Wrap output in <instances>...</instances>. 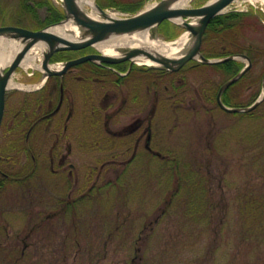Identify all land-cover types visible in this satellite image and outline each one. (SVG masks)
Listing matches in <instances>:
<instances>
[{
  "label": "rangeland",
  "instance_id": "obj_1",
  "mask_svg": "<svg viewBox=\"0 0 264 264\" xmlns=\"http://www.w3.org/2000/svg\"><path fill=\"white\" fill-rule=\"evenodd\" d=\"M156 1L142 0L141 8ZM240 1L234 8L250 15L235 41L212 37L203 48L245 45L262 53L264 3ZM15 2L8 0V12ZM105 5L135 12L122 3ZM48 15L39 9L41 18ZM160 29L163 39L185 31ZM88 68L66 73V102L50 131L39 125L36 162L26 151L33 134L27 143L25 131L40 115L38 94L9 90L19 92L7 98L0 166L15 176L36 172L0 190V264H264V102L252 117L226 114L215 100L220 74L209 66L137 71L119 86L115 74ZM37 70L18 67L14 79L34 85ZM263 74L261 54L233 95L261 94ZM77 76L82 79L74 81ZM121 106L124 112L106 116ZM150 109L151 151L147 133L137 144L140 132L118 135L105 126L110 119V129L119 132ZM54 141L56 171L49 159Z\"/></svg>",
  "mask_w": 264,
  "mask_h": 264
},
{
  "label": "water",
  "instance_id": "obj_2",
  "mask_svg": "<svg viewBox=\"0 0 264 264\" xmlns=\"http://www.w3.org/2000/svg\"><path fill=\"white\" fill-rule=\"evenodd\" d=\"M66 16L63 21L70 18L80 27L82 31L81 40H72L54 33L49 30L51 26H46L41 29H29L16 25H3L0 26V37H11L21 40L24 43L22 50L16 55L13 62L8 66L4 72L0 69V127L4 117L6 92L8 90L9 80L14 73L15 69L20 65L25 53L38 41H46L49 45L48 50L44 54L43 66L47 70V75H63L71 66L92 60L100 63L116 64L126 60L133 61V57L137 55H144L160 65L157 67L165 68L168 70H178L191 59H199L202 62L213 64L227 59L235 58L236 56H228L225 58H208L201 52L204 33L211 19L223 12L234 0H215L195 6H174L175 0H160L153 6L143 9L136 14L128 17H111L106 10L98 3L96 5L102 12L105 19H97L89 16L86 11L79 6L78 0H62ZM197 18L196 24H193V19ZM176 19H182L184 22L180 23ZM164 20H171L178 23L182 27L188 29L191 33L192 41L188 45V49L180 58H170L160 52L147 50L140 47H130L125 50L121 56L106 55L98 49L97 52L88 53L78 58L68 60L61 70H54L49 67V61L52 55L57 51L62 50H78L88 46H94L96 42L102 41L111 35L132 34L138 31L150 30L151 33H159V25ZM58 23V24H59ZM240 56V55H239ZM248 64L232 79L224 83L217 95V100L220 106L230 112L249 111L258 106L264 99V77H263V92L260 97L249 107H229L222 101V94L224 90L240 78L251 66L252 62L246 55Z\"/></svg>",
  "mask_w": 264,
  "mask_h": 264
},
{
  "label": "trees",
  "instance_id": "obj_3",
  "mask_svg": "<svg viewBox=\"0 0 264 264\" xmlns=\"http://www.w3.org/2000/svg\"><path fill=\"white\" fill-rule=\"evenodd\" d=\"M98 3H100L104 7L107 6L105 4H108V6H113L114 4L119 5L122 3V6L120 7L130 11H137L138 9L141 8L143 4L142 0L139 2L135 0H130V1L98 0ZM8 4H9L8 0H0V25L15 24L32 29H40L42 27H45L46 25L59 22L65 17L64 8L61 5H58L54 0H16V2L13 4L15 6L12 8L11 12H8V9L5 8L8 6ZM40 8H47V10H49V15L46 16L45 18H41L39 16ZM249 15L250 14H248V12H229L215 16L210 21L206 29L204 41L207 43L210 40V38L218 37V36L220 38H225V39L227 38L230 42L235 41L239 26H241V24L247 20V17ZM163 25H165L166 28L170 29L171 31L172 29H176L179 27V25H177L176 23L168 20L164 21L160 26L162 27ZM173 36L176 35L174 34ZM71 53L72 51H59L54 54L53 60L67 59L71 57ZM203 53L207 57H224L230 54L246 53L251 58L254 64L256 62L257 57H260L261 54L264 55V50L261 53L260 50H254L253 48H250L248 46L239 45L234 50H228L222 52L208 51L206 48H203ZM90 65H95V64L89 61L80 64V66H90ZM243 65L244 64L239 60L228 59L215 64L199 63L198 66H196V68H200V66L211 67L216 73L220 74L221 77L220 83L222 84L231 77L235 76L242 69ZM249 73H250V69L242 77H240L235 83H233L230 87H228L225 90L223 94V100L225 103L234 106H248L252 102H254V100L260 94L259 90H256L250 96V98L248 96L246 100H242L243 98L241 96L240 97L242 99L240 97L233 95L234 91L236 90L235 88L239 87L240 84L243 82V80L245 79L249 80ZM256 109L242 113L240 112L230 113L227 111L224 112L226 114H230L234 116L252 117L253 114L256 113L255 111ZM250 206L252 207V204H250Z\"/></svg>",
  "mask_w": 264,
  "mask_h": 264
},
{
  "label": "flooded vegetation",
  "instance_id": "obj_4",
  "mask_svg": "<svg viewBox=\"0 0 264 264\" xmlns=\"http://www.w3.org/2000/svg\"><path fill=\"white\" fill-rule=\"evenodd\" d=\"M92 51H93V49L91 50V48H86V49H82V50H78V51H72L71 57L67 58L66 60L80 57V56L87 54L89 52H92ZM53 57H52V60H53ZM89 62H93V61H89ZM93 63L95 65L82 66V67H89L88 70L91 73H98L99 74L103 71V72H106L108 74H115L116 76L114 79H115V84L117 86L121 85L126 80L127 77L128 78L131 77L137 71H139V72L140 71H158L161 74L175 72V71H168L166 69H160V68L151 69V68L146 67V66H137V65H135V63H133L131 61H124V62H120L117 64H106V63H96V62H93ZM198 64H199V62L197 60H195V59L190 60L187 64L182 66L177 71L186 70V69H197L196 66H198ZM77 66H80V65H77ZM71 68H69L63 75H50L47 77V79H45V81H42V78H43L42 71L37 70V71H34L32 74V78L35 79L33 82L40 83L39 87H37V88L33 87L32 89L28 90V91L35 92V94H38L37 102L34 104L38 105L40 108L39 109L40 115L38 117H36L33 120V122H31V124L28 126L27 130L25 131V138L27 140L26 141L27 143H28L30 136L33 134L32 138L34 140L32 142H30L31 144L28 143V145L26 147V151L31 155V159L33 162H36L38 159L37 155L35 154L36 152H35L34 147L37 146L36 144H38V146H40V144H41L40 143L41 142L40 141L41 130H40L39 125L43 123L45 125V128H44L45 131L51 130V128L53 126L52 117H54L57 113H59L62 110V108L66 102V99H65L66 94L65 93H66V90H68V84H67L65 75ZM77 77L74 81H79L82 79L81 76H77ZM19 90H23V89H19ZM218 90H219V88L217 89V92L215 94V98L217 97ZM14 92H19V91H17V90H15V91L13 90L10 92L8 91L7 98L9 96V93H14ZM7 98H6V103H7ZM57 98H58V101L56 102ZM125 101L126 100H124V102ZM123 106H124V104H123ZM29 108L31 109L30 105H28V107L26 109H29ZM72 110H73L72 105H70L68 118H70ZM107 110H108V113L106 114V116L112 118V116H116V114H120L123 111V107L121 106L120 108H117L115 110L114 109L113 110L107 109ZM154 110L155 109H150L146 113V118L136 119L134 123L129 124L127 127L125 126L123 128V130H121L119 132H117V131L115 132V131L110 129V123H109L110 119H108L106 121L105 126L108 128L109 131L113 132L114 134H118V135H126V134L140 132V135L137 139V144H138V141L141 139V137L147 133L145 147L147 150L151 151L152 148L150 146V142L152 140V117H153V111ZM93 111H95V109H93ZM98 111H101V110H98ZM33 113L35 115V110H33ZM27 122H28V119H26V123ZM66 127L67 126H65L64 129H66ZM1 128H2V126H1ZM1 128H0V130H1ZM52 133H55V132H53V130H52ZM55 146H56V141H54V143L50 149V156H49V159L51 160V163L53 164V169H52L53 171H56V169L54 168L55 161H56ZM20 148H21V144H19L17 149H20ZM26 151H25V153H26ZM135 153L136 152H134V154ZM64 156H66V155H64ZM46 158H48V156H46ZM64 158L65 157L60 158L61 161H63ZM6 164L8 166L10 163H6ZM3 165H5L4 162H3ZM34 166H36V164H34ZM28 172L29 173L22 172V173H20V176H15L13 171H7L4 169V167L0 166V190L6 189L5 187L7 186L8 181H15V182L24 181L25 182L28 177L35 174L36 168L34 167V169H30Z\"/></svg>",
  "mask_w": 264,
  "mask_h": 264
},
{
  "label": "bare ground",
  "instance_id": "obj_5",
  "mask_svg": "<svg viewBox=\"0 0 264 264\" xmlns=\"http://www.w3.org/2000/svg\"><path fill=\"white\" fill-rule=\"evenodd\" d=\"M192 0H175L174 6H187L189 2ZM215 0H211L210 2H214ZM236 2L240 0H235ZM242 1H250L251 3L261 2L264 3V0H242ZM241 2V1H240ZM155 2H152L148 5V7L153 6ZM78 4L82 7L86 13L97 19H105L102 15V12L96 5L95 0H78ZM147 7V8H148ZM228 7L224 8L223 11H227ZM108 15L111 17H115L119 13L115 10H108ZM180 23L184 21L182 19H176ZM197 18L193 19L192 23L196 24ZM49 30L54 33L65 36L66 38L72 40H81L82 39V31L80 27L73 21L72 18L63 21L55 26H51ZM191 33L188 29H186L179 37L171 40L163 39L158 35H153L150 30L138 31L132 34H122V35H111L105 40L99 41L95 43L96 48L101 50L106 55L112 56H121L122 48L129 47H140L147 50L160 52L170 58H180L183 56L184 52L188 49V45L191 43ZM24 46V43L18 39H6L0 37V69L8 66L13 58L18 54ZM49 45L46 41H38L36 42L24 55L21 66L24 69L36 68L41 71H45L42 66V61L45 52L48 50ZM133 62L139 64H149V65H160L159 63L153 61L152 59L144 56L137 55L133 57ZM51 69L58 70L62 67V64H50ZM9 88H24L31 89L33 87L37 88L40 86V83H36L34 85H25L20 83L14 79H11L9 84Z\"/></svg>",
  "mask_w": 264,
  "mask_h": 264
}]
</instances>
